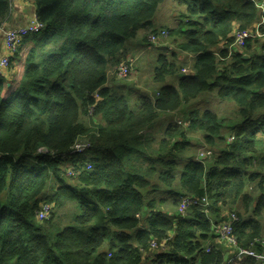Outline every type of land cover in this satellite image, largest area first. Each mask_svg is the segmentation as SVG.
Instances as JSON below:
<instances>
[{
  "label": "trees",
  "instance_id": "16d2710c",
  "mask_svg": "<svg viewBox=\"0 0 264 264\" xmlns=\"http://www.w3.org/2000/svg\"><path fill=\"white\" fill-rule=\"evenodd\" d=\"M164 1L34 0L46 28L23 39L20 52L34 45L9 89L0 76V264H260L230 263L218 229L235 213L237 248L264 254V0H175L177 26L157 30ZM11 8L0 0V28ZM237 32L252 37L230 51ZM142 33L151 48L169 37L178 51L161 44L162 87L134 99L107 85L122 64L132 73L128 46ZM77 143L89 144L87 156L69 159ZM198 145L215 157L199 159ZM157 191L163 210L150 200ZM186 197L198 203L169 214ZM46 198L54 212L41 222ZM67 204L77 213L56 226Z\"/></svg>",
  "mask_w": 264,
  "mask_h": 264
},
{
  "label": "rangeland",
  "instance_id": "374dc122",
  "mask_svg": "<svg viewBox=\"0 0 264 264\" xmlns=\"http://www.w3.org/2000/svg\"><path fill=\"white\" fill-rule=\"evenodd\" d=\"M172 2L174 4L178 5V3L175 0H172ZM176 11L178 12L179 10H176ZM182 11H183V8H182ZM177 12L175 14L176 17H177ZM261 12L263 13V10H261ZM178 16H180V13L178 14ZM237 37H238V35H236L235 38L237 39ZM164 39L161 41V43H163V44L170 43L172 51H174V50L178 51L176 46L173 48V44H172V42L169 41V37L164 38ZM28 46L29 45L26 43L24 45V48H26ZM243 48H237V49L242 50ZM162 53L163 54L165 53V51H163L162 48H159V47L158 48H151L149 42H147V43L146 42H141L140 44H134L133 43L130 46V48L128 46V57L129 58L126 60V62H128L130 60H134L132 68L135 69V71L137 73H139L138 80L132 79V81H131V77H132L131 75L127 79H119L117 77V75H116V70L115 69H113L112 71L109 72V77L114 76L113 77L114 82H115L117 88L120 91H125L127 93V91L130 89V92L133 95L132 98H134V99H138V98H140V97H142L143 95H146V94H150L151 97H154L155 96L154 95L155 92L160 90V88L162 87V84L157 83L155 81V79H154L155 70H156L157 66L159 65L158 64L159 55L162 54ZM130 57H132V58H130ZM246 58H248V57H246ZM178 61H179L178 65H180V68H183L184 70L186 69L187 72L192 71V69H193L192 59H189V58L185 59L184 58V54L181 53V54H179V60ZM130 73H131V71H130ZM184 73H186V72H184ZM138 81H139L140 84H138ZM167 83H173L174 84L175 82L172 79H169L167 81ZM213 95L216 96V93L213 94ZM205 96L208 97V99H210V97H211L210 94H206ZM202 102H204V103H199V107H200L199 109H209V108H211L212 106L215 105V103L211 104L208 101H202ZM93 111H94V108L90 107L89 112H88L89 115H86V116L84 115L83 116L82 122L84 124H86L88 126L92 125L91 122H93V119H92ZM96 119H97V121H95V124L98 125V122H101V120H100L101 119V115H98V117L95 118V120ZM186 123H189V122H186ZM157 135H159V133ZM190 137L193 138L192 135ZM230 141H231V139H230ZM193 143L194 142L191 140V143L188 146L189 150H186L187 152L190 153V152L193 151V149L195 148V145ZM204 150L209 151L208 149H203V148L200 149L199 145H198L197 146V150H195V152H196L195 156H198L199 159L200 158L204 159L202 157V155H203V153L207 152V151H204ZM211 153H212V156L207 157V159H209V160L213 159L215 157V153L213 151H211ZM188 155L191 156V154H188ZM63 165H65L64 168H68V165H66V164H63ZM89 165L90 164H85V166L87 168H89ZM137 165L138 166L141 165V161L139 163H137ZM146 191L147 190H143V194L145 196V201H147V198H148V195H147ZM161 193H162L161 191H157L156 194L152 198H150V200L157 199V205L160 206L161 210H163L161 206L164 205V204H162V202H161ZM45 200H48V199L46 198ZM66 206L64 207V209L62 208L60 210H55L56 211L55 212V214H56V216H55L56 226H58V225L66 226V225L61 224V222L65 223L66 220H68L70 218V215L72 214V212L70 211L71 207L70 206L66 207ZM179 207H180V205L178 207L174 208L173 210L172 209H167V210L172 215L175 212H176L177 215H180L179 214ZM165 208L166 207H164V209ZM146 211H147V208H145V210H144V213L142 215L143 217H145ZM61 217H64L66 220L62 219ZM56 226H54V228L60 230V228L56 227ZM136 231H138V229ZM106 249H108V246H105V250ZM158 249H156V250H158ZM231 249H233V245L229 243V249L228 250H231ZM233 252L234 251H232V253Z\"/></svg>",
  "mask_w": 264,
  "mask_h": 264
},
{
  "label": "built area",
  "instance_id": "2783aa9c",
  "mask_svg": "<svg viewBox=\"0 0 264 264\" xmlns=\"http://www.w3.org/2000/svg\"><path fill=\"white\" fill-rule=\"evenodd\" d=\"M14 0H11V3ZM264 7V2L260 6V8ZM37 16V14L35 15ZM44 29V24H42L38 19H34L31 23V25H28L27 27H22L18 29H12L8 32H5L4 26L0 28V34L6 33L5 35V44H6V49L8 51L7 55L0 59V76H3L5 71H7L10 66H11V57L10 55L12 54H17L19 52V48L22 45V41L25 37L29 36V34H40ZM238 37L237 39L235 38V42L233 45H231L228 49L231 51L232 48H243L245 46V41L248 38H251L252 35L249 33H244V32H237ZM235 35V37H236ZM259 36V35H257ZM149 40L153 42H158L159 38H154L150 37ZM131 68L129 65L122 64L121 67L118 68L117 70V75L119 79H127L131 74H130ZM100 95L96 94V98H99ZM235 138L232 137L231 140H234ZM89 149V144L88 143H77L76 147L72 149L69 159L75 158L76 155H83L86 157V151ZM202 156H212L211 152H206L203 153ZM67 159V158H65ZM68 160V159H67ZM69 161V160H68ZM89 164V163H87ZM81 165V164H80ZM82 166V165H81ZM79 169V166L76 165H69L68 166V171H67V176H75L78 171H74V169ZM84 168V167H83ZM87 170H91L92 166L91 164L89 165V168L85 166ZM77 176V175H76ZM194 203H198L197 198H185L181 201L180 207H179V214L180 215H186L187 209ZM54 212V205L48 200H44L40 204V208L37 211V217L39 221H44L50 218V215ZM230 217V216H229ZM230 222L222 224L218 232L221 236V239L219 238L220 242L224 244L225 246L228 247L229 249V243L233 245V249L229 250L230 253V259L229 262H234L239 260L244 259L245 257H251L254 258L258 263L264 264V254H259L254 250L251 249H246V248H237V240L233 237L234 234V225L238 221L237 216H232L230 217ZM226 241H228V244H225ZM151 247L153 250H156L159 248V245L157 244L156 241L152 242ZM232 251H234L232 253Z\"/></svg>",
  "mask_w": 264,
  "mask_h": 264
},
{
  "label": "crops",
  "instance_id": "0c3cea01",
  "mask_svg": "<svg viewBox=\"0 0 264 264\" xmlns=\"http://www.w3.org/2000/svg\"><path fill=\"white\" fill-rule=\"evenodd\" d=\"M176 10H179V11L177 12ZM181 11H182V8L179 5L174 4L172 2V0H165L164 3L161 5L160 11H159L157 17L154 20L155 28L157 30H160V29H165L166 30L168 28H175L177 26V24H178V21H179L178 14L181 13ZM36 12H37V7H36V5L34 3V0H14L12 2L10 18L6 22V24H4L5 32H6V30L9 31V30H12V29H18V28H22V27H27L37 17V16H35ZM176 12H177V17L175 15ZM149 33H147V34L146 33H142L134 41V44H140L141 42H146L147 43V41H148L147 38L149 36ZM5 35H6V33L0 34V59L5 57L7 55V53H8V51L6 49V44H5V40H6ZM27 44L29 46L26 47V48H23L22 49L23 51H21V52L19 51L17 54L10 55V57H11V66L3 74V77L7 81L8 89L10 88L11 84L13 83L14 78L16 76H20L21 74H23V71H24L25 66H26V59H27V56H28V52L30 51V48L34 45L33 42H31V41L28 42ZM161 44H160L159 48H162V50L165 51L166 49L163 48L161 46ZM130 58H132V57H130ZM184 58L185 59H188V58L192 59L191 57H187L186 55H184ZM184 71L187 74H189V75L194 73L193 70L190 71V72H187V70L185 69ZM131 76H132L131 77V81H132V79L138 80L139 73H137L135 71V69L132 68ZM113 77L114 76L109 77V81H108V85H107L108 87H112V88L114 87L115 88L116 84L114 82ZM138 84H140L139 81H138ZM66 163L68 165H71V163H69L68 160H66ZM48 191H47L48 192L47 196L52 192V188L50 190H48ZM148 197H150V196H148ZM67 206L71 207L70 211L72 212V214L70 215V218L68 220H66L64 217H61L62 219L66 220L65 223L61 222V224H63V225L69 224L71 222V217L76 215V213H77V209H76V206L74 204H67Z\"/></svg>",
  "mask_w": 264,
  "mask_h": 264
},
{
  "label": "bare ground",
  "instance_id": "6f19581e",
  "mask_svg": "<svg viewBox=\"0 0 264 264\" xmlns=\"http://www.w3.org/2000/svg\"><path fill=\"white\" fill-rule=\"evenodd\" d=\"M35 19H38V17L35 18ZM38 20H39V19H38ZM41 23H42V22H41ZM42 24H43V23H42ZM30 25H31V23H30ZM45 28H46V27H45V25H44V29H43V31L45 30ZM43 31H42V32H43ZM75 147H76V145H75L72 149H74ZM74 171H78V172H80V170H79V169H76V168L74 169ZM187 210H188V209H187ZM186 212H187V211H186ZM233 215H234V216H237L235 213H232V214L230 215V217H232ZM226 242L229 243L228 241H226ZM257 253H258V252H257ZM259 254H260V253H259ZM237 261H241V260L238 259Z\"/></svg>",
  "mask_w": 264,
  "mask_h": 264
},
{
  "label": "water",
  "instance_id": "95a60500",
  "mask_svg": "<svg viewBox=\"0 0 264 264\" xmlns=\"http://www.w3.org/2000/svg\"><path fill=\"white\" fill-rule=\"evenodd\" d=\"M8 30H6V32H7ZM10 31V30H9ZM246 58V57H245ZM44 151H47L46 149H44ZM180 216H183V215H180ZM185 216V215H184Z\"/></svg>",
  "mask_w": 264,
  "mask_h": 264
}]
</instances>
